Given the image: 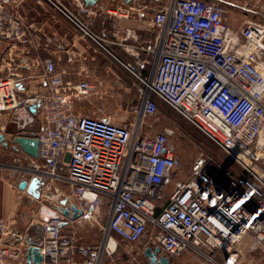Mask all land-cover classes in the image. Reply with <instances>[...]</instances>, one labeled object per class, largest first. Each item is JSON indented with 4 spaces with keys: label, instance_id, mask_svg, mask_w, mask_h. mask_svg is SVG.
Returning a JSON list of instances; mask_svg holds the SVG:
<instances>
[{
    "label": "built area",
    "instance_id": "2783aa9c",
    "mask_svg": "<svg viewBox=\"0 0 264 264\" xmlns=\"http://www.w3.org/2000/svg\"><path fill=\"white\" fill-rule=\"evenodd\" d=\"M161 2L109 4L105 12L115 31L118 21L132 19L154 33L143 44L132 29H124L122 41L132 44L121 45L90 29V19L99 16L98 2L0 0V72L7 73L0 77V130L12 123L14 132L5 137L37 141V158L9 145L16 157L0 163V170L24 174L21 181L37 177L40 198L51 185L66 184L67 205L81 211L76 220L57 214L40 222L39 264H78L77 257L81 264H101L115 250L108 246L115 238L144 241L143 251L157 248L170 262L185 253L202 264H239L245 254L264 255V0H257L255 9L243 6L253 17L237 29L219 0ZM36 5L49 10L48 19L67 21L130 78L140 93L131 123L75 112L77 103L107 93L92 77L74 81L57 72L50 52L54 58L63 55L67 64L85 58L49 33L42 19L27 17ZM115 42L129 61L109 50ZM158 103L194 127L230 167L201 156L188 179L166 192L179 174L168 143L173 131L150 135L145 129L151 128L147 121L157 116ZM22 124L28 129L16 131ZM102 206L108 216L100 242L78 244L75 226L98 225ZM14 235L13 224L0 219V264H33L24 259L25 248L23 254L10 240ZM245 238L242 252L238 246Z\"/></svg>",
    "mask_w": 264,
    "mask_h": 264
},
{
    "label": "rangeland",
    "instance_id": "374dc122",
    "mask_svg": "<svg viewBox=\"0 0 264 264\" xmlns=\"http://www.w3.org/2000/svg\"><path fill=\"white\" fill-rule=\"evenodd\" d=\"M166 0H162L161 3H165ZM230 4L227 7L228 9V18L230 24L237 29L238 26L241 25L242 21L246 17H253V15L246 13L243 11L244 5H249L253 9L258 7L257 0H229ZM45 6H34V8H30L27 11V17L31 20H39V19H48L49 10L45 9ZM255 19V18H254ZM3 63L1 62L0 58V66ZM113 69L115 70L117 76L120 78L122 83H125L126 86L130 88L128 95L126 97L127 103H121L122 97H125V94L119 93L114 91L112 94L108 92L106 96H103L102 99L105 97L108 100H114L112 102V107L106 106L104 104H100L101 101L95 103V99H99L98 97H91L87 101L79 102L76 104L74 110L84 116L90 117H122L124 115L132 116L133 112H135L139 106V91L136 87L133 86L132 81L130 78L123 72L128 78H126L118 69L114 66ZM6 72H0V77H6ZM113 96V97H111ZM111 97V98H110ZM101 100V99H100ZM129 113V114H128ZM3 123V118L0 117V126ZM147 124H151V128H146L148 134L152 135L155 132L161 131L164 128H170L173 131L171 137L168 138V143L174 148L175 155L177 158L178 163V179H175L173 183L166 189V192H169L174 185L178 181L188 179L191 167L194 161L199 157H206L215 160L218 163L223 164L224 166L230 167V161L226 158L220 151L215 149L206 139L190 124L186 123L182 120L178 115L172 112L168 107L163 105L162 103H158V114L157 116L147 121ZM5 128L0 130L2 135H9L14 132L12 127V123H8L4 125ZM9 143V142H8ZM9 158V159H8ZM14 160V154L8 148L0 147V163H7V160ZM9 174V175H8ZM7 178L11 179L12 182L15 184L22 179V175L18 173H11L6 172L4 174ZM27 178V177H25ZM46 194H49L53 199L57 198V202L61 200H67V185L66 184H54L51 185L50 189L45 191ZM21 196V194H20ZM39 202L36 204H32L29 202L28 196L25 195L24 198L21 200V204L19 206V213L27 215L29 211H35L39 205L44 204L46 201L45 198H40ZM98 225H94L93 227L88 226V229L98 233V243L102 238V230L101 228L105 226L107 216H108V209L106 206H102L98 212ZM100 237V238H99ZM116 242V248L113 252L109 255H105L102 259L101 264H147L146 260L142 257V251L145 242L140 241L137 243H126L117 238L114 239ZM247 244V241L244 240L243 243ZM181 258V257H180ZM176 259L172 260L170 264H202L197 257L185 260V259Z\"/></svg>",
    "mask_w": 264,
    "mask_h": 264
},
{
    "label": "crops",
    "instance_id": "0c3cea01",
    "mask_svg": "<svg viewBox=\"0 0 264 264\" xmlns=\"http://www.w3.org/2000/svg\"><path fill=\"white\" fill-rule=\"evenodd\" d=\"M97 2L98 4L95 7L99 12V16L94 19H90L89 21V27L96 35L101 36L104 34L105 38L108 40H119L121 45H131L132 42L130 41H122V34L124 29H132L140 37V43L153 39L154 33L150 32L143 22L132 19L118 21L119 29L118 31H115L112 29V21L107 18L105 12V9L113 2V0H98ZM43 21L47 24L49 33H54L56 36L60 37L71 51L80 53L85 58L83 61L77 60L74 64H67L65 63L63 55L60 57L59 55H56L54 58V55L50 52L49 56H52V58L55 59V67L57 72H60L64 79L76 81L81 77H92V79H95L97 84H99L98 90L100 92H111L113 94L114 91H117V94H125V97H122L121 103H127L126 97L130 91V88L126 86L125 83L121 82L115 70L113 67H111L114 66L116 69H118L115 64H113L101 53L95 52L93 47H91L88 42L81 38L80 35L70 27L67 21L60 18L54 20L45 19ZM109 50L122 60H130V57L124 52L123 48L116 42L115 44L109 46ZM42 57H46V54L43 53ZM118 70L120 71V69ZM121 73L126 78H128L123 72ZM94 99L95 103L101 101L100 104H104L109 107H112V102L114 101L108 100L106 97L104 99L101 98V100L96 98ZM110 118L118 123L129 124L131 121H133L134 115L132 114V116H129L126 114L122 117ZM6 140H9V138L6 137ZM5 173L6 171L0 170V219H4L6 222L13 224L14 227H16V224H25L26 227H28L29 225L37 223L38 220L36 219L35 211H29L31 214L30 219H28V215L24 216V214H20L18 212L19 206L21 204L20 202L26 195L25 190L21 191L19 189V183L21 182V179L15 184L11 179L4 175ZM69 202L71 203L72 201L69 200ZM47 205L49 207L54 206L52 203H48ZM88 226L90 225L86 223L75 226L78 244L95 245L98 243L99 234L92 231L91 229H88ZM69 227L70 225L66 224L64 225L63 229L67 230ZM34 232L35 231H31V234ZM40 233L42 237L43 234L41 230ZM10 240H12L15 246L19 248V250L24 254L23 243L15 240L13 236H11ZM244 240L248 242L249 239L245 238ZM245 243L246 242H242L238 246L239 250L242 252L245 251ZM193 258H195L193 254L185 253L180 259L190 260ZM76 260L78 264H81V259L79 257H77ZM239 264H264V255H261L258 251L245 254Z\"/></svg>",
    "mask_w": 264,
    "mask_h": 264
},
{
    "label": "water",
    "instance_id": "95a60500",
    "mask_svg": "<svg viewBox=\"0 0 264 264\" xmlns=\"http://www.w3.org/2000/svg\"><path fill=\"white\" fill-rule=\"evenodd\" d=\"M85 5H94L98 0H82ZM130 0H126L129 2ZM22 129H28L27 127L22 125H15V130L20 131ZM9 142V143H8ZM0 145L4 148H7L9 145L13 147L15 152L21 151L25 155L31 158H37V141L34 138H29L26 136H12L9 141L6 140V137L0 135ZM28 179L22 180L19 183V189L21 191L26 192V195L29 198V202L32 204H36L40 200V186L42 185V181H40L37 177H32L27 183ZM43 198L46 201H49L54 206L48 207L45 204L39 205L35 210L37 223L29 225L26 227L25 224H16L14 227V239L18 242H22L25 248V260L27 263L39 264L42 260V257L39 254V247L41 245V225L40 222H46L50 219L57 216V214H61L62 216L68 218L69 220H76L80 215L81 211L74 205H67L66 200H62L57 202V198H52L49 194H44ZM28 219H30V212L27 213ZM31 231H35L31 234ZM143 256L146 258H150L151 264H170V260L167 257L159 254V249L147 248L143 251Z\"/></svg>",
    "mask_w": 264,
    "mask_h": 264
},
{
    "label": "flooded vegetation",
    "instance_id": "af4514ba",
    "mask_svg": "<svg viewBox=\"0 0 264 264\" xmlns=\"http://www.w3.org/2000/svg\"><path fill=\"white\" fill-rule=\"evenodd\" d=\"M219 2H221V4H223L224 6H228L229 5V0H219ZM4 136V135H3ZM0 147H3L2 145H0ZM4 148V147H3ZM142 257L146 260L147 264H151L150 262V258H146L143 256V251H142Z\"/></svg>",
    "mask_w": 264,
    "mask_h": 264
},
{
    "label": "bare ground",
    "instance_id": "6f19581e",
    "mask_svg": "<svg viewBox=\"0 0 264 264\" xmlns=\"http://www.w3.org/2000/svg\"><path fill=\"white\" fill-rule=\"evenodd\" d=\"M31 178H29L28 179V181H27V183H29V180H30ZM26 193V192H25ZM111 249H115V246H116V244H115V241H110V243H109V245H108Z\"/></svg>",
    "mask_w": 264,
    "mask_h": 264
}]
</instances>
